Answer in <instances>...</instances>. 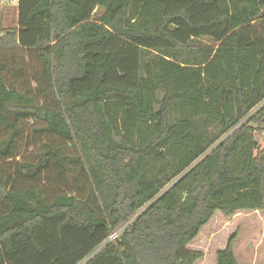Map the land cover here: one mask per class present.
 Returning <instances> with one entry per match:
<instances>
[{"label": "trees", "instance_id": "16d2710c", "mask_svg": "<svg viewBox=\"0 0 264 264\" xmlns=\"http://www.w3.org/2000/svg\"><path fill=\"white\" fill-rule=\"evenodd\" d=\"M18 9L0 24V264H196L217 213L264 212V0ZM29 123L51 140L21 163ZM235 241L217 264H240Z\"/></svg>", "mask_w": 264, "mask_h": 264}, {"label": "rangeland", "instance_id": "374dc122", "mask_svg": "<svg viewBox=\"0 0 264 264\" xmlns=\"http://www.w3.org/2000/svg\"><path fill=\"white\" fill-rule=\"evenodd\" d=\"M103 14L102 9H97L94 19L98 20ZM18 19V0H0V24L2 27L6 29L16 28ZM197 44L205 46L213 45V42L205 39L198 41ZM33 87L35 88V85ZM28 127L26 143L18 161L36 163L45 142L51 139L36 133V128L32 123H29ZM261 139L264 148V135ZM235 234L234 251L239 263L264 264V212H243L230 218L225 217L222 213H217L189 247L191 250L204 253V259L196 264H217V252L224 250L230 238Z\"/></svg>", "mask_w": 264, "mask_h": 264}, {"label": "built area", "instance_id": "2783aa9c", "mask_svg": "<svg viewBox=\"0 0 264 264\" xmlns=\"http://www.w3.org/2000/svg\"><path fill=\"white\" fill-rule=\"evenodd\" d=\"M116 236H114L112 239H115Z\"/></svg>", "mask_w": 264, "mask_h": 264}]
</instances>
